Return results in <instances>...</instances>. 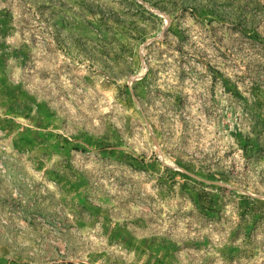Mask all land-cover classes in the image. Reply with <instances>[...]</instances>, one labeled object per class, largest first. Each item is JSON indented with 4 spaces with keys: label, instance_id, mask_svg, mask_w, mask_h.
I'll return each instance as SVG.
<instances>
[{
    "label": "rangeland",
    "instance_id": "1",
    "mask_svg": "<svg viewBox=\"0 0 264 264\" xmlns=\"http://www.w3.org/2000/svg\"><path fill=\"white\" fill-rule=\"evenodd\" d=\"M0 264H264V0H0Z\"/></svg>",
    "mask_w": 264,
    "mask_h": 264
}]
</instances>
